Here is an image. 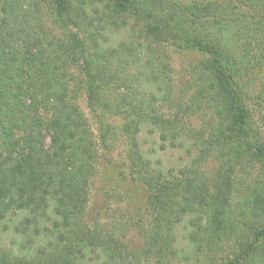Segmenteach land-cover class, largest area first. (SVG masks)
Returning a JSON list of instances; mask_svg holds the SVG:
<instances>
[{"label": "trees", "instance_id": "1", "mask_svg": "<svg viewBox=\"0 0 264 264\" xmlns=\"http://www.w3.org/2000/svg\"><path fill=\"white\" fill-rule=\"evenodd\" d=\"M259 30L264 0H0V264H264V128L247 90L261 72ZM122 31L127 42L111 47L107 33ZM168 48L201 57L186 103L211 118L177 172L138 144L144 126L173 144L185 138L180 113L161 111L172 102ZM127 68L141 73L147 97L122 78ZM117 133L145 190L138 252L124 241L127 226L87 216L100 154ZM211 158L219 167L208 177Z\"/></svg>", "mask_w": 264, "mask_h": 264}, {"label": "rangeland", "instance_id": "2", "mask_svg": "<svg viewBox=\"0 0 264 264\" xmlns=\"http://www.w3.org/2000/svg\"><path fill=\"white\" fill-rule=\"evenodd\" d=\"M259 19L260 15L255 21H250L246 25H251L254 28ZM48 26H50L49 23ZM134 30L137 33V29ZM81 31H84V29L81 28ZM262 32L264 33L261 30L257 32V38ZM107 34L108 36H112V42L110 41L109 43L111 47H115L117 43L127 42V35L128 37L130 36V34L123 31L121 34H116L115 32ZM262 39L264 40V37ZM255 51L253 56L257 54ZM167 55L170 64L171 83L169 87L172 102L162 104L161 111L168 113L171 110L173 113H180V127L185 132V138H181L179 144H173L171 141H163L158 133H154L155 130L153 128L144 126L138 135V144L141 154L146 159H150L155 166L164 171L177 172L186 164H189L195 156V152H190L189 149L190 139L199 135L207 137L210 133L211 118L209 113L204 110L188 108L186 103L194 91L192 89L194 78L192 70L200 62L201 57L195 53L173 52V49L170 48L167 49ZM258 59L261 61V72L259 73L255 70L249 75L247 90L253 96V99H250L251 102H249L253 119L259 127L264 128V98H262L264 57L260 58V55H258L254 61L256 62ZM125 75H128V78L133 83H137L138 87H136L138 88L139 95L142 94V96L147 97L146 93L148 94L150 89L147 86L144 88L142 85L141 73L132 68H127V73L124 72L122 78ZM76 95L78 99L77 104L92 124L85 96L79 91H77ZM107 123L113 127L114 131H118L121 121L110 118L107 120ZM116 136V140L110 143L109 150L100 154L98 173L91 185L88 196L87 216L93 225L97 223L102 227L110 229L118 228L122 224L127 226L124 241L132 251L138 252L143 245L141 234L147 226V214L144 206L145 190L140 182L133 181L129 176L127 169V140L124 136L118 135V133ZM217 167H219L218 160L211 158L202 166V169L210 177ZM127 217L131 218L130 221L133 222L132 226L128 223ZM181 234L178 233V236L180 237ZM15 239L17 238L13 234L4 233V246L13 250L19 244V241Z\"/></svg>", "mask_w": 264, "mask_h": 264}]
</instances>
